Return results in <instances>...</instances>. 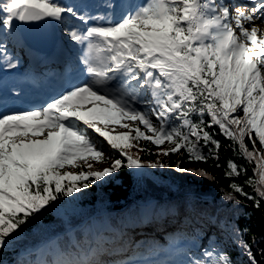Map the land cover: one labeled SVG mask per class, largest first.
<instances>
[{"label": "snow or ice", "instance_id": "snow-or-ice-1", "mask_svg": "<svg viewBox=\"0 0 264 264\" xmlns=\"http://www.w3.org/2000/svg\"><path fill=\"white\" fill-rule=\"evenodd\" d=\"M126 2L104 0V7L115 16L117 4ZM65 14L86 24L94 20L60 0H6L0 4V32L11 30L14 21L59 22ZM256 20L264 23V0H253L250 9L229 0H143L126 8L119 21L94 20L83 35L71 30L72 40L89 41L82 63L90 82L73 86L40 109L0 111V250L61 196L70 197L123 167H166L129 153L141 139L157 147L174 145L157 155L183 149L189 160L219 159L221 143L207 130L218 126L238 145L234 150L254 165L245 183L256 185L264 199V35H258ZM15 66L11 61L4 65ZM110 125L128 131L113 134L115 128L106 130ZM97 137L126 163L116 159L110 167L92 170L93 161L105 159ZM83 167L88 171L65 170ZM247 171L229 160L225 175ZM230 187L248 196L241 185ZM241 246L251 257L248 244L241 241ZM201 255L193 264H231L215 249Z\"/></svg>", "mask_w": 264, "mask_h": 264}, {"label": "trees", "instance_id": "trees-1", "mask_svg": "<svg viewBox=\"0 0 264 264\" xmlns=\"http://www.w3.org/2000/svg\"><path fill=\"white\" fill-rule=\"evenodd\" d=\"M5 2L0 0V4ZM192 118L198 119L195 114ZM209 119L207 115L204 116L205 122ZM207 130L215 132V138L221 143L219 159L189 160L183 149L167 156L157 155L161 152L160 148L141 139L139 148L145 151L133 147L129 149L132 155H139L146 163L159 161L166 167L145 166L141 168L140 175L123 167L70 197L61 196L8 239L0 250V264H38L39 250L45 251L43 264H86L90 261H96L97 264H121L123 257L170 248L171 241L182 235L201 244L204 238L191 228L188 220L192 212L204 220L209 217L215 219L217 228L210 237L212 247L221 248L218 237L225 233L237 245V251L231 247L221 249L231 264H253V259L255 264H264V199L256 193V185L245 183L253 175L254 165L249 166L245 158L238 154V150H234L238 149V145L221 135L218 126L214 125ZM245 143L251 150L247 138ZM257 148H260L258 142ZM102 150L106 153V164L101 170L110 167L116 159L126 163L125 158L111 150L107 144L102 145ZM229 160L238 166L244 165L248 168L247 173L238 177L226 176ZM66 170L81 171L80 168ZM201 171L206 175H199ZM233 182L241 185L248 196L232 190L230 185ZM229 194L232 199L227 198ZM145 198L154 199V205L149 208V216L144 219L139 214L137 201ZM58 203L64 208L61 212L51 209L56 208ZM78 204L86 207L83 210H67ZM102 215H108L112 228L120 229L121 235L103 233L98 244L92 243L88 218ZM79 222L81 224L72 231L73 237H69L71 234L68 227ZM123 222L132 228L126 231ZM147 224H151L154 229L151 234L145 233L144 227ZM55 234L58 236L52 239ZM241 241L248 244L251 257L242 248ZM125 245H129L131 250ZM117 250L121 253L117 254Z\"/></svg>", "mask_w": 264, "mask_h": 264}, {"label": "rangeland", "instance_id": "rangeland-1", "mask_svg": "<svg viewBox=\"0 0 264 264\" xmlns=\"http://www.w3.org/2000/svg\"><path fill=\"white\" fill-rule=\"evenodd\" d=\"M68 1L69 0H60V3L63 4V5L70 6V3H68ZM233 1H234V4H236V5H247L249 9L252 7V3H253V0H233ZM229 2L231 3V0H229ZM231 4H233V3H231ZM49 21L51 23L52 22H57V21H54V20H51V19H49ZM58 23L60 24L61 27H63L64 23H67L68 26H71L72 27V24L74 23L73 20H72V15L65 14L64 17H63V19L61 21H59ZM232 23H233V26L235 27L234 21ZM254 23L256 24V26L259 29L258 35H264V23H262L260 20H256V21H254ZM12 26H13L14 30H13V33H12V36H11V44L10 45L12 46V49H16L17 48V49L21 50V48H22V46H21V39L19 37L18 29L16 28L15 21L13 22V25ZM246 26H248V23L246 24ZM73 30H75V29H73ZM69 32L70 31H68V34L66 35L67 37H66L65 43L67 45H72V43H74V40H72L70 38ZM4 47H6V46H4ZM69 50H72L73 51L74 48L71 47ZM21 52H22V50H21ZM70 55L73 56V52L70 51ZM27 58H28V56H27ZM27 58H26V60H27ZM122 123H128V124H130L131 121L125 120V121H122ZM108 128L111 129V130H113V128H115V131L116 132H122V131H127L128 130L126 128L121 127L120 125H115V126L110 125ZM88 131L91 132V130H88ZM96 142H97V144L98 143H100V144H107L106 141L103 140V138H99V137L96 138ZM173 146L174 145H171V144L165 142L159 148L162 151V149H167V148H170V147H173ZM109 148H110V146H109ZM104 155L106 156V153L105 152H104ZM159 158L160 157H158V159ZM92 163H93V169L92 170H100V169H102L105 166V164H106V158L104 159L103 162H94L93 161ZM80 169L83 170V171H88V169L86 167H83V168H80ZM85 207H86V205L78 204V205L72 206L69 210H83ZM195 219H199L200 221H203L204 220L202 217H200L196 213H193V212L192 213H189L188 220H189V222H191V226L193 227V229L196 230L201 236L206 237V239L204 241V244L209 247L208 249H214V248H211L210 247V244L208 242V237L210 235V232H208V231L210 229L206 228V226L207 227L208 226H211V227L214 226L215 227L216 225L213 224L212 221L210 220V223L208 221H205L204 226H199L197 224H194ZM107 220H108V215H102V216H99V217H95V219L93 220L92 223H94V225H96V226H100L103 223H105ZM215 229L216 228H213L212 231H214ZM145 233L151 234V232H149V228L148 227H147ZM117 235H119V234L117 233ZM167 235H169V233H167ZM107 239L109 241V238H107ZM220 239H221L220 240L221 243L225 244L228 247H231V248H234L235 250H237V248H238L237 245H235L233 242L230 241V237H229V235L227 233H225L224 238H220ZM110 240H111V238H110ZM188 240L189 239H186L185 245H187L189 247V249L192 251L191 257H193V252L196 249L195 248L196 243H194L193 241H190V240L188 241ZM112 241L115 242L116 240H112ZM44 254H45V251L44 250H41L37 254L39 262L42 261V259L44 257ZM189 264H192V263H189Z\"/></svg>", "mask_w": 264, "mask_h": 264}, {"label": "bare ground", "instance_id": "bare-ground-1", "mask_svg": "<svg viewBox=\"0 0 264 264\" xmlns=\"http://www.w3.org/2000/svg\"><path fill=\"white\" fill-rule=\"evenodd\" d=\"M231 3L234 4V1L231 0ZM247 23H248V22H245V24H247ZM63 57H64V56H61L60 59H62ZM49 63H53V61H50ZM45 64H47V63H44L43 61H41L38 67H42V66L45 65Z\"/></svg>", "mask_w": 264, "mask_h": 264}]
</instances>
